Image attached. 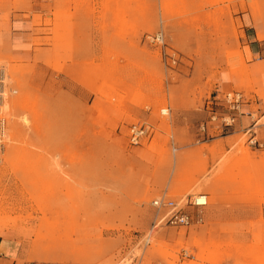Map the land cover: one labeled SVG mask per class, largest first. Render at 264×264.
Listing matches in <instances>:
<instances>
[{"label":"rangeland","instance_id":"rangeland-1","mask_svg":"<svg viewBox=\"0 0 264 264\" xmlns=\"http://www.w3.org/2000/svg\"><path fill=\"white\" fill-rule=\"evenodd\" d=\"M30 1L0 0L14 7L0 8V243L14 247L9 264H264V149L242 132L220 139L199 128L217 88L264 109V61L249 64L242 42L248 20L264 29V0L17 8ZM10 16L27 23L21 52L5 42ZM156 32L163 43H148ZM253 118L259 132L264 117ZM131 125L144 129L137 144ZM198 193L208 203L190 210L201 221L149 234L160 214L153 199Z\"/></svg>","mask_w":264,"mask_h":264},{"label":"built area","instance_id":"built-area-1","mask_svg":"<svg viewBox=\"0 0 264 264\" xmlns=\"http://www.w3.org/2000/svg\"><path fill=\"white\" fill-rule=\"evenodd\" d=\"M145 40L148 43L160 44L163 43V35L161 32H156L146 35ZM4 93L3 69H0V161L5 152L7 138L6 118L2 110L5 96L2 94ZM244 102V96L240 91L214 92L206 101L205 109L208 119L200 125V130L205 132L210 128L218 130L221 133H226L236 123L237 117L242 114L241 106ZM160 112L161 114H165L166 111ZM129 131L130 142L133 144H137L144 135V129L141 126L131 125ZM247 132L249 133L248 141L251 145L264 147V143L256 139L253 131L247 129ZM151 204L160 214L153 221L149 234L157 227H187L194 222L201 221L202 219L199 214H194V216L190 209L196 210V213H200L201 209L207 205V194H187L179 200L162 195L153 199ZM145 244H149V235H146ZM183 255L187 256L185 253Z\"/></svg>","mask_w":264,"mask_h":264},{"label":"crops","instance_id":"crops-1","mask_svg":"<svg viewBox=\"0 0 264 264\" xmlns=\"http://www.w3.org/2000/svg\"><path fill=\"white\" fill-rule=\"evenodd\" d=\"M41 1L42 0H31L28 6L26 5L23 7L18 6L17 8L18 9L29 8L33 10H38L42 8ZM58 5H59L58 0H53V10L55 8H58ZM0 8L3 10H9L14 7L11 6L10 3H2ZM242 20L244 21L243 17H242ZM10 24H11V34L6 35V38H5L6 45H10V42H11V44L14 47V51L16 50L17 52H21L23 51V45L25 44L24 35L26 34L25 27L27 23L20 16L19 17L10 16ZM254 27L253 25H251L249 20L245 22V28H244L245 38L244 40H242V42L245 43V45H247L249 54L252 55L253 58H255V59H252V61L249 64L253 63V64L260 65V63L264 61V41H262V39H264L263 38L264 29L258 24V22L254 24ZM258 28H260L263 35L260 33V30H258ZM78 52H79L78 56L86 55L85 54L86 50L84 49L79 50ZM229 90L230 89L217 88L214 90V92L217 91L219 93H222V92L229 91ZM236 91H240V90H236ZM240 92L242 93V91ZM244 101L245 102L241 106L242 114L237 117L236 123L225 134H223V136H220L219 138L226 139L227 137L235 133H239V132L248 134V137H249V133L247 132V129H250V131H253L255 133L254 136L256 137V139L259 142L264 143V138H262L264 136V124L258 128L260 130L259 132H256L255 130H253L254 127L258 126L257 122L253 118V112L255 111L257 114H259L260 117H264L263 103L261 101L251 100L245 96H244ZM253 105L257 106L256 110L252 108ZM213 131H218V130L214 129ZM248 137H247V144L251 145L248 141ZM213 140L214 139H212L211 141ZM254 147H256L257 149L258 148L264 149V147H257V146H254ZM125 249L128 250L129 247L127 248L125 247ZM125 249L123 250V252L126 251ZM13 250H14L13 245H9L7 243H0V264H9V260H10L9 254L11 255ZM53 264H70V263L55 262Z\"/></svg>","mask_w":264,"mask_h":264},{"label":"bare ground","instance_id":"bare-ground-1","mask_svg":"<svg viewBox=\"0 0 264 264\" xmlns=\"http://www.w3.org/2000/svg\"><path fill=\"white\" fill-rule=\"evenodd\" d=\"M2 95H4V94H2ZM160 111H162V112H165L166 111L165 114L167 113L166 108H161ZM207 203H208V196H207Z\"/></svg>","mask_w":264,"mask_h":264}]
</instances>
